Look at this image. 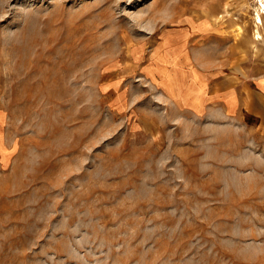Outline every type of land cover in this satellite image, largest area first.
I'll use <instances>...</instances> for the list:
<instances>
[{
    "label": "rangeland",
    "instance_id": "obj_1",
    "mask_svg": "<svg viewBox=\"0 0 264 264\" xmlns=\"http://www.w3.org/2000/svg\"><path fill=\"white\" fill-rule=\"evenodd\" d=\"M262 11L0 0V264H264Z\"/></svg>",
    "mask_w": 264,
    "mask_h": 264
},
{
    "label": "bare ground",
    "instance_id": "obj_2",
    "mask_svg": "<svg viewBox=\"0 0 264 264\" xmlns=\"http://www.w3.org/2000/svg\"><path fill=\"white\" fill-rule=\"evenodd\" d=\"M260 1L262 3V9H263V11L261 13H264V2H263V0H260ZM255 16L256 17L254 19V22H255V26H256V31L254 33V39L255 40H261L262 37H261L258 30L260 27H262L264 25L263 20H262V16L259 12H257Z\"/></svg>",
    "mask_w": 264,
    "mask_h": 264
}]
</instances>
